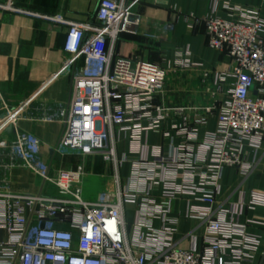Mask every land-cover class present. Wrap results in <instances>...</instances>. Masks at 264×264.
<instances>
[{"label": "built area", "instance_id": "built-area-1", "mask_svg": "<svg viewBox=\"0 0 264 264\" xmlns=\"http://www.w3.org/2000/svg\"><path fill=\"white\" fill-rule=\"evenodd\" d=\"M135 1L99 0L89 22L49 17L67 25L61 71H71L69 101L55 115L63 126L55 151L99 154L114 167V191L85 199L83 166L53 169L41 158L36 135L16 129L26 103L11 106L0 97V264H256L261 255V237L248 226L264 221L239 217L264 207V192L253 190L227 205L218 197L223 169L247 176L264 141V18L256 7L229 1L220 16L218 0L202 17L183 15L203 24L207 45L225 53L232 66L202 73L214 92L224 94L217 104L177 106L162 100L166 68L114 55L118 35L143 22L133 11ZM0 7L16 10L10 1ZM170 29L158 26L160 35ZM199 66L185 49L173 70ZM212 111L214 127L201 133ZM8 126L13 137L3 139ZM114 127L127 131L133 159L117 155ZM148 131L167 139L166 149L147 144ZM127 159L129 173L120 186L119 164ZM17 164L55 193L12 192L8 172ZM177 199L185 201L183 217L198 224L183 233L181 216L173 213ZM126 203L136 205L128 233Z\"/></svg>", "mask_w": 264, "mask_h": 264}, {"label": "crops", "instance_id": "crops-1", "mask_svg": "<svg viewBox=\"0 0 264 264\" xmlns=\"http://www.w3.org/2000/svg\"><path fill=\"white\" fill-rule=\"evenodd\" d=\"M10 1L16 10L0 7V97L5 103L16 106L26 103L17 121L16 129L31 132L40 141V156L53 169L83 166L82 195L93 200L101 191H114L117 187L114 167L105 162L99 154L79 157L59 154L55 147L62 132V124L55 115L57 110L69 101L71 71H61L68 58L63 50L67 25L49 19L61 15L68 21L89 22L94 19L99 0H0V5ZM223 1L242 6L256 7L264 18V0H218L217 14L226 16L221 9ZM212 0H136L133 11L142 17V24L135 30L121 32L114 44L115 56L155 62L168 71L163 102L170 105L209 106L217 104L223 93L212 89L209 78L203 71H223L232 66L231 59L222 52L210 48L206 43L202 23L186 21L184 14L202 17L211 10ZM170 24L166 35H160L158 26ZM264 39V33L261 34ZM188 50L192 61L199 67L173 70L179 52ZM215 112L208 116V123L200 129L203 133L213 129ZM167 121L164 126H168ZM116 141L117 155H127L128 138L125 129H112ZM3 139L13 137V129L5 131ZM149 145H162L166 149L167 139L159 132L148 131L143 135ZM119 164L120 186L124 185L129 173V161ZM9 188L19 194L53 195L52 184L43 182L31 169L20 164L8 172ZM220 203L234 202L244 195L248 198L253 190L264 192V141L257 156V163L247 176H241L235 167L222 171ZM185 201H174L173 213L181 216L179 232L183 233L197 222L183 217ZM136 205H123V219L126 232L130 231ZM264 221V207L257 206L243 211L240 221L246 219ZM248 230L261 237V252L264 249V226L249 225ZM201 232V230L199 231ZM187 245L183 242L182 246ZM260 256L257 257L258 264Z\"/></svg>", "mask_w": 264, "mask_h": 264}, {"label": "water", "instance_id": "water-1", "mask_svg": "<svg viewBox=\"0 0 264 264\" xmlns=\"http://www.w3.org/2000/svg\"><path fill=\"white\" fill-rule=\"evenodd\" d=\"M9 130H11V126H8V127L6 128V131H9ZM263 258H264V249H263V251H262V253H261V255H260V258H259L258 264H262V262H263Z\"/></svg>", "mask_w": 264, "mask_h": 264}, {"label": "rangeland", "instance_id": "rangeland-1", "mask_svg": "<svg viewBox=\"0 0 264 264\" xmlns=\"http://www.w3.org/2000/svg\"><path fill=\"white\" fill-rule=\"evenodd\" d=\"M167 77H168V75H167Z\"/></svg>", "mask_w": 264, "mask_h": 264}]
</instances>
